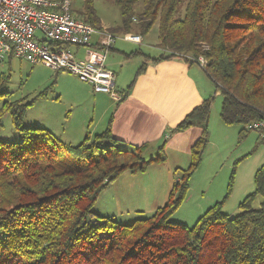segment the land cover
<instances>
[{"label":"trees","instance_id":"trees-1","mask_svg":"<svg viewBox=\"0 0 264 264\" xmlns=\"http://www.w3.org/2000/svg\"><path fill=\"white\" fill-rule=\"evenodd\" d=\"M93 2L85 0L80 16L102 29ZM116 2L122 14L117 30L146 35L158 22V46L167 52L155 60L206 59L203 68L222 96L221 117L241 126L240 138L249 132L247 124L264 119V0ZM139 2L143 7L137 11ZM181 2L184 15L177 17ZM10 80L11 74L0 73V127L10 113L21 140L0 139V264H264V164L236 214L223 209L233 172L227 194L194 225L172 220L202 159L213 96L173 129L200 125L204 133L168 201L151 215L124 223L95 209L100 195L123 173L145 172L151 163L165 161L166 142L147 159L149 144L121 143L110 125L78 144L49 128L25 126L32 103L7 99ZM258 141L264 143L260 134ZM258 196L262 200L255 206Z\"/></svg>","mask_w":264,"mask_h":264},{"label":"crops","instance_id":"crops-1","mask_svg":"<svg viewBox=\"0 0 264 264\" xmlns=\"http://www.w3.org/2000/svg\"><path fill=\"white\" fill-rule=\"evenodd\" d=\"M100 19L102 29L111 30L114 34L118 33L122 36L127 33L121 30L114 31L113 27L106 25L102 18ZM128 32L139 34L134 30ZM94 37L93 43H99L101 36L97 34ZM142 37L141 43L128 41L124 38H122L121 43L116 40L114 48L107 54L106 66L116 74L115 85L121 99L116 100L107 93L96 92L91 84L82 81L77 76L81 80L78 81L77 79V82L85 89V95L82 96L85 104L81 108L82 113L85 114L80 123L73 126L68 122L71 118L69 116L65 122L68 124L64 125L58 134L63 140L78 144L84 140L88 133L94 136L110 125L113 136L126 145L147 143L149 147H156L162 141L166 142L164 148L166 160L163 164H151L145 172L141 173L125 172L108 188L124 186V190H117L119 201L115 207L116 212L111 214L96 209L102 214L117 219L126 217L125 220L130 219V222L140 215H151L163 206L168 201L174 183L181 179L180 171L189 167L191 149L196 141L203 136L204 129L200 125H193L181 131H173V129L192 109L201 104L207 95L203 86V73L199 69L201 66L197 62L192 63L181 56L155 60L162 53L157 54L158 50L150 47L153 43L145 39L146 35H142ZM127 42L137 44L140 47L136 50L129 49ZM71 48L77 50L80 55L84 54L83 48ZM130 53L133 54L130 55ZM14 59L18 58H10L7 61L11 63ZM142 67L144 68L141 69ZM132 82V87L128 90ZM57 98H60V95ZM48 128L55 132L54 128ZM263 164L264 162L259 164L256 161L249 165L250 168L247 172L243 171L247 173L246 184L241 181L238 192L241 197L236 196V199L243 200L254 190L255 173ZM145 174L148 178L152 177L151 181L147 180L148 184L145 187V190L147 188L151 190V206L147 210L139 206H137L139 208L123 206L120 201V192L127 191L128 185L131 189L138 187L139 190L143 181L147 179ZM219 199L221 198L208 200L207 207L204 204L201 205L208 209L220 201ZM224 207L226 206H223L224 211L230 214H236L239 210L238 206L234 209Z\"/></svg>","mask_w":264,"mask_h":264},{"label":"rangeland","instance_id":"rangeland-1","mask_svg":"<svg viewBox=\"0 0 264 264\" xmlns=\"http://www.w3.org/2000/svg\"><path fill=\"white\" fill-rule=\"evenodd\" d=\"M93 1L94 8L103 22L118 32L117 28L121 25L122 14L116 0ZM71 2L72 13L80 16L84 11L85 0H71ZM142 7V2L136 4L137 11H140ZM184 9L185 2H181L176 16L183 17ZM135 32L141 34L137 30ZM158 33L159 24L157 22L152 30L146 34L145 39L153 43L150 47L157 49V54H161L167 51L156 45L158 44ZM115 35L118 36L117 42L121 43L123 41L122 34L116 33ZM126 44L129 49L133 48L136 50L140 47L131 42H127ZM80 57H83V53ZM196 62L200 65L199 59ZM202 67H199V69L203 73V86L207 91L206 98L213 96L207 126L208 134L205 137L206 145L202 153L200 165L190 178L188 195L172 216L173 221L185 223L189 226L194 225L198 217L207 210L206 203L208 200L212 198H221L219 200H222L224 198L229 190V183L233 172V183L229 196L224 203V206H226L224 208H236L241 200L236 199V196L241 197L238 194L240 183L242 181V183L246 184L245 178L247 173L244 172H247L251 163L254 164L257 161L259 164H262L264 162V143L257 141L259 133L256 130H249L245 137L240 138L239 129L241 126L228 125L223 121L221 117L222 96L216 90L215 82ZM2 72L11 74V80L7 86L10 94L7 99L21 103H32L26 111L24 118L25 126L52 127L58 135L60 129H63L64 125L68 124V122L73 126L82 120L85 114L81 110L85 104L82 98L85 95V89L77 82V79L81 81L77 75L75 76L73 73L65 70L56 72L44 64H32L27 60L19 59H14L11 63L8 61H5L3 64L0 63V73ZM59 95L60 98H57ZM69 116H71L70 121L68 120L65 123L69 119ZM0 139L8 142H20L21 140L20 134L13 125L10 113L3 116L2 126L0 127ZM160 145L149 147L145 153L147 159L158 153ZM164 162L159 161L151 164H163ZM145 177H147V174H145ZM151 179V176L150 178L147 177L143 181V185L139 187V190L138 187L131 189L130 185H128L126 187L127 191L120 192L122 205L130 206L131 208L141 207L147 210L151 206L152 197H150V188L145 190V187L148 184L147 180L151 181ZM110 187L111 185L104 189L105 191L100 195L95 209L112 214L116 212L115 207H117L119 201L118 191L124 190V186L108 189ZM261 200L262 197L258 196L254 205L259 206ZM106 202L108 203L107 206ZM201 204H204L206 207ZM125 219L126 217H120L118 220L124 223L130 222V219H127L128 221Z\"/></svg>","mask_w":264,"mask_h":264},{"label":"built area","instance_id":"built-area-1","mask_svg":"<svg viewBox=\"0 0 264 264\" xmlns=\"http://www.w3.org/2000/svg\"><path fill=\"white\" fill-rule=\"evenodd\" d=\"M99 34L101 40L94 44ZM112 31L99 29L72 13L71 0H0V63L10 58L41 63L58 71H69L91 84L96 92L121 96L116 74L106 66L107 54L115 46ZM122 38L141 43V34L124 33ZM71 47L83 48V57ZM201 66L207 61L199 57ZM264 137V119L246 125Z\"/></svg>","mask_w":264,"mask_h":264}]
</instances>
